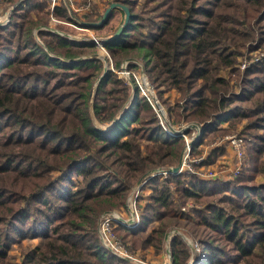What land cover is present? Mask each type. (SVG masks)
Listing matches in <instances>:
<instances>
[{"label":"trees","instance_id":"obj_1","mask_svg":"<svg viewBox=\"0 0 264 264\" xmlns=\"http://www.w3.org/2000/svg\"><path fill=\"white\" fill-rule=\"evenodd\" d=\"M9 1L17 5L0 27V264H133L102 245L97 226L143 182L151 195L140 223L116 229L135 251H161L170 225L181 223L199 249L172 237V264H264V182L257 181L264 177V62L222 74L264 49V0H112L131 12L116 39L114 11L100 27L75 20L64 3L54 11L62 31L67 23L108 29L104 48L114 69L145 49L158 94L166 87L180 95L171 108L176 122L203 124L210 139L228 132L224 124H243L248 166L226 183L187 173L148 179L181 163L184 139L161 127L95 42L38 30L49 26L47 4ZM104 12L83 22L98 23ZM188 202L201 208L180 214ZM22 241L35 246L12 258Z\"/></svg>","mask_w":264,"mask_h":264},{"label":"rangeland","instance_id":"obj_2","mask_svg":"<svg viewBox=\"0 0 264 264\" xmlns=\"http://www.w3.org/2000/svg\"><path fill=\"white\" fill-rule=\"evenodd\" d=\"M39 1L40 3L47 4V8L45 9V11L49 13L48 18L50 19H49V26H41L38 30H52L59 34L65 35L71 40L81 41V42L90 41L88 40L92 38L90 37V33H92L94 37L100 38V39H103L107 35V33L108 34L111 33L108 29L98 32V31L81 28L72 23H67L71 27V28L69 27L70 30H68V32L64 30L62 31V29L59 30L60 28L59 25L64 24V22L61 20H58L55 17L54 11L56 7H59L61 4L64 3L75 20L81 23H86V22H83L85 21V14L96 16L95 14L96 10H98L99 13L106 11V9L109 7V3L112 0H71L72 2H69V0H56V6H54V8H53V4L51 0H39ZM141 1H144V0H141ZM0 4L1 6L2 5L4 6L3 14L9 13V15H11L14 6L17 5L16 3L14 4L13 2H10L9 0H0ZM87 5H90V11L85 12L84 9L86 8ZM140 9L141 8H137V10H140ZM79 19L82 21H80ZM124 20H125V14H123L121 10L119 9L115 10L111 23L115 26L116 31L123 25ZM46 21H47V17H46ZM99 58L106 64V66L108 65V67L113 70L116 76L119 79L123 80L124 83H126V85H129L131 87H137L139 90L140 96H143V94H142L141 89L138 87L137 78L139 79L143 76L147 77L148 81L150 82L151 87L153 88L155 92H157L159 101L161 102L165 110L168 112L167 114L168 122L170 123L171 126L179 128L184 125H192V124L193 125H203V124H199L196 121H189V122L188 121H181V122L175 121V118L172 114L173 110L171 108L174 107V104L180 98V95L175 89H169L166 87L161 88L162 95L158 94L159 92L156 89L155 83L151 81V79L149 78L147 74L149 67L146 65L145 61L149 59V54L145 49H141L139 51H131L129 52L128 57L118 59V61H120L121 63L118 69L113 68L114 60H112L111 56L108 54L105 48L104 49L99 48ZM262 62H264V49L256 50L253 52H248V54L239 57L237 64L233 68H229L228 70H223L222 74L225 78H227L229 77L230 73L234 69H237L240 74H243L245 73V71L249 70L252 67L259 65ZM232 84L235 86L236 81L233 80ZM94 93H95V89H93L92 91V98L94 96ZM143 97L148 101V99L145 96ZM183 102L184 101L180 100L179 105H183ZM223 127H224V130L228 132L225 134L216 135V137H213L211 139L203 134L199 143L194 146L196 150H194L193 148L194 150L193 153H191L189 159L185 162V169L183 173H187L188 176L195 175L205 182L213 181L214 183L215 182L226 183V182L235 180L244 171V169H247V166H248L247 162L249 159V150H248V143L246 142V139L242 135L244 125L243 124L238 125L236 128H234V127L228 126L227 124H224ZM196 131L197 130L195 129V132ZM190 135L191 136L189 137V139L193 138V133H191ZM233 136L240 137L244 141V147H245L244 149L246 151V157L242 161H239L237 159V157L234 154V150L228 144L229 139ZM185 148H186V141L184 140V149L182 151L180 162L182 161V158L184 157ZM199 158H204V159L206 158V161L203 160L199 162L198 164L194 163L195 160ZM177 166L178 165L166 166V167H161V169L169 170ZM187 166H192L193 172H189L187 170ZM236 168L241 171L240 174L238 175L235 174ZM257 181L261 183L264 182V177H259ZM143 185H145V182L139 183V185L130 194L129 196L130 198L129 197L127 198L125 206L118 208V209L106 211L100 215L98 219V226H97L99 239L101 238L99 235L100 222L103 216H106V214L108 213L116 212L125 219L132 218L131 216L132 211L130 210V207L134 204L136 195L138 196V203H139L138 205L141 207V210H142V208L144 207V205L146 204V202L148 201L151 195V189L149 187H145L143 189L142 188ZM200 208H201L200 205H197L194 202H188L186 205H184L181 208L180 214H183V213L190 214L193 210L200 209ZM154 223L155 225H153ZM157 225H158L157 221L156 222L154 221L149 224V227L151 229L152 226H157ZM137 226H135L133 229L137 228ZM177 235L182 236V238L185 239L191 247H196L197 249H199V246L197 245L196 240H194L188 234L186 226L181 223H173L170 225V228L168 229V232L165 236L164 248H162L161 251H157V249H154L152 247H149L146 250L135 251L130 242L129 243L124 242L121 239V237L119 238L127 245L128 249L134 255H137V258H136L137 261L133 264H164V262L167 261V258H168L167 256L171 255L170 240L172 237L177 236ZM102 245L104 244L102 243ZM34 246H35V242L22 241L20 244H15L13 250L10 251V256L14 259L20 258L21 260L22 251H24L25 249H31ZM127 261L131 262V260H127Z\"/></svg>","mask_w":264,"mask_h":264},{"label":"built area","instance_id":"obj_3","mask_svg":"<svg viewBox=\"0 0 264 264\" xmlns=\"http://www.w3.org/2000/svg\"><path fill=\"white\" fill-rule=\"evenodd\" d=\"M54 6H56V0H51ZM69 2H72L69 0ZM15 7V6H14ZM12 9V8H11ZM85 12L90 11V5H87L84 9ZM4 6L0 4V27L5 26L10 21V15L9 13L3 14ZM91 39H88L90 41H93L96 43L98 48L104 49V39L96 38L92 33H90ZM137 84L138 87L141 89L143 96H145L151 106L155 109L157 119L161 127L172 137L181 138L186 141V148L184 150V157L182 158V167L180 169V172L177 174L172 173V169L169 170H163L162 172H157L152 174L148 179H151L155 176L160 177H167L168 175H179L184 172L185 169V162L189 159L191 153H193V148L195 145H197L203 136L205 126L204 125H184L182 127H173L168 122L167 114L168 112L165 110V108L162 106L161 102L159 101V97L157 95V92L153 90V88L150 85V82L148 81L147 77L143 76L141 78H137ZM195 129L197 130L195 132ZM193 133V138L189 139L191 136L190 134ZM229 146L234 150V154L237 157L239 161H242L246 157V151L244 147V141L242 138L233 136L229 139L228 142ZM220 147V146H218ZM216 147V148H218ZM184 159V160H183ZM206 161V158H199L195 160L194 163H199L201 161ZM184 161V162H183ZM240 169V168H239ZM187 170L189 172H193L192 166H187ZM240 170L237 168L235 169V174H240ZM130 198V197H129ZM138 196H135L134 204L130 207V210L132 211V218L125 219L121 217L118 213L112 212L106 214V216H103L100 222V228H99V235L101 242L104 244L103 246L109 250L111 253L116 255L117 257L121 259H127L131 260L132 263H135L137 261V255H134L127 247V245L119 238V236L116 234V229L118 226H123L128 229H133L135 226H137L140 223L141 218V207L138 205ZM128 208V206H127ZM125 210V209H124ZM167 261L164 262V264H172V257L171 255L167 256Z\"/></svg>","mask_w":264,"mask_h":264},{"label":"water","instance_id":"obj_4","mask_svg":"<svg viewBox=\"0 0 264 264\" xmlns=\"http://www.w3.org/2000/svg\"><path fill=\"white\" fill-rule=\"evenodd\" d=\"M121 10L123 11V13L125 14V20L123 25L114 33V35L112 36V39H116L118 37H120L122 35V33L124 32V30L128 27L130 21H131V12L129 7L120 4V3H111L109 5V7L106 9L105 13L103 14V18L101 19L100 22L98 23H83L85 26L88 27H97V26H102L110 17L111 13L115 10ZM182 167V163H180L177 167H174L172 169V173L177 174L180 172V169Z\"/></svg>","mask_w":264,"mask_h":264}]
</instances>
